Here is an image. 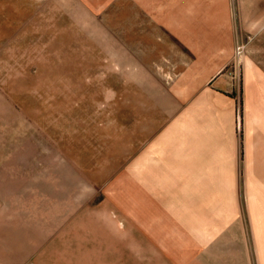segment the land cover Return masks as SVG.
<instances>
[{
	"label": "rangeland",
	"instance_id": "374dc122",
	"mask_svg": "<svg viewBox=\"0 0 264 264\" xmlns=\"http://www.w3.org/2000/svg\"><path fill=\"white\" fill-rule=\"evenodd\" d=\"M181 1L0 0V243L14 241L24 264L101 243L103 184L134 156L141 81L169 89L222 7ZM239 39L222 70L238 90L250 40ZM254 44L264 61V38Z\"/></svg>",
	"mask_w": 264,
	"mask_h": 264
},
{
	"label": "crops",
	"instance_id": "0c3cea01",
	"mask_svg": "<svg viewBox=\"0 0 264 264\" xmlns=\"http://www.w3.org/2000/svg\"><path fill=\"white\" fill-rule=\"evenodd\" d=\"M206 1L222 7L194 36V65L169 89L159 78L140 83L150 89L136 94L134 156L103 184L101 243L82 239L54 264H264V61L254 58L264 0ZM239 38L250 39L241 91L222 73ZM6 246L0 264H24L14 241ZM38 261L47 264L45 250Z\"/></svg>",
	"mask_w": 264,
	"mask_h": 264
}]
</instances>
